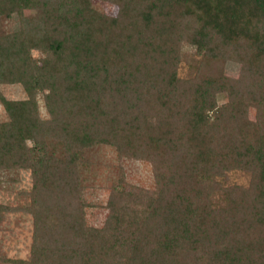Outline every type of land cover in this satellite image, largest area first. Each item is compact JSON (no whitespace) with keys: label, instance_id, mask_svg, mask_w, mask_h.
Instances as JSON below:
<instances>
[{"label":"trees","instance_id":"16d2710c","mask_svg":"<svg viewBox=\"0 0 264 264\" xmlns=\"http://www.w3.org/2000/svg\"><path fill=\"white\" fill-rule=\"evenodd\" d=\"M107 1L115 15L91 0H0V17L18 18L0 31V84L25 93L0 92V182L29 171L20 209L33 222L29 258L0 262L264 264V0ZM184 44L199 55L186 77ZM100 145L147 159L154 186L113 184L92 226L83 172ZM232 170L248 183L224 184ZM13 209L0 203V219Z\"/></svg>","mask_w":264,"mask_h":264},{"label":"rangeland","instance_id":"374dc122","mask_svg":"<svg viewBox=\"0 0 264 264\" xmlns=\"http://www.w3.org/2000/svg\"><path fill=\"white\" fill-rule=\"evenodd\" d=\"M92 5L99 11L115 15L117 5L107 0H91ZM27 16H40L38 10H25ZM18 24L16 15L13 17H0V31H8ZM183 55L178 67V75L186 77L192 75L196 70L199 55L195 49L184 44ZM35 56H41L40 52L34 51ZM224 72L229 76H236L240 65L234 61L224 63ZM0 92L7 98H22L24 90L19 84L1 83ZM39 95L40 114L47 117ZM226 95L221 94L218 101L224 102ZM250 116L253 118L254 110L250 109ZM7 115L0 103V121L5 120ZM89 165L83 172V198L88 203L84 206L86 222L92 226H102L106 214V202L113 184L129 189L131 186L152 188L154 177L151 163L144 158L119 157L116 151L108 146L100 145L93 152ZM3 179L0 182V203L13 206L17 209L4 211L0 219V256L5 258H29L30 245L32 240V217L23 211L22 207L28 205V191L31 187L29 171L18 170L2 173ZM14 177L10 180L8 178ZM86 177V178H85ZM249 174L232 170L227 175L224 184L238 183L247 184ZM90 202V203H89ZM0 264H10L0 262Z\"/></svg>","mask_w":264,"mask_h":264}]
</instances>
